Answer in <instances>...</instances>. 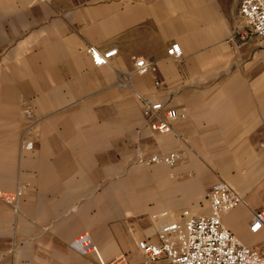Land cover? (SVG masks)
<instances>
[{
  "label": "crops",
  "instance_id": "1",
  "mask_svg": "<svg viewBox=\"0 0 264 264\" xmlns=\"http://www.w3.org/2000/svg\"><path fill=\"white\" fill-rule=\"evenodd\" d=\"M239 3L0 0V189H22L0 198V264H100L71 245L85 233L105 261L143 264L139 241L184 209L208 214L220 181L245 199L224 222L261 244L249 226L264 210V41L231 39ZM89 45L118 53L96 65ZM139 57L152 67L128 77ZM142 96L178 109L172 131L150 126ZM173 150L175 165L139 159Z\"/></svg>",
  "mask_w": 264,
  "mask_h": 264
},
{
  "label": "built area",
  "instance_id": "2",
  "mask_svg": "<svg viewBox=\"0 0 264 264\" xmlns=\"http://www.w3.org/2000/svg\"><path fill=\"white\" fill-rule=\"evenodd\" d=\"M238 8L237 23L231 39L234 40L239 35L242 40L259 37L264 41V0H240ZM87 50L96 65L110 63L113 56L118 53L117 47L101 49L96 45H89ZM167 53L180 58L183 53L180 43L172 42L167 48ZM151 67V62L146 58H135V66L127 76L132 73H146ZM142 98L144 113L154 117L150 126L159 132L172 131V122L180 115L178 109L166 107L161 100H152L147 96ZM26 113L32 117L29 108L26 109ZM35 125L36 122L31 123L30 127ZM22 143L29 149L34 148L35 140L29 136L27 130ZM180 158L181 153L173 150L139 159L148 164L157 162L175 165ZM21 192L22 189H19L13 193L3 191L2 194L0 190V196L15 202ZM207 196L210 201L208 214H193L189 209H184L179 213L180 218L167 220L160 226L157 231L158 241L150 238L139 241L140 248L148 256L143 264L158 259H166L168 264H264V239L259 246H252L235 234L223 220V214L244 202V197L224 181L214 184ZM168 215L169 211L164 210L152 214V217L157 219ZM249 227L252 232L264 230V210L252 211ZM71 245L84 253L93 250L100 264H131L124 254L114 260L105 261L88 233L75 238Z\"/></svg>",
  "mask_w": 264,
  "mask_h": 264
},
{
  "label": "rangeland",
  "instance_id": "3",
  "mask_svg": "<svg viewBox=\"0 0 264 264\" xmlns=\"http://www.w3.org/2000/svg\"><path fill=\"white\" fill-rule=\"evenodd\" d=\"M30 109V108H29ZM31 110V109H30ZM31 113H32V110H31ZM27 116L29 117V118H33V114H32V117H30L28 114H27ZM34 129H35V126H33V127H30V123H28V126H26V128L24 129V133L26 132V130L29 132V133H31L32 131H34ZM1 190V192H2V194H3V189H0ZM0 198H3L2 196H0Z\"/></svg>",
  "mask_w": 264,
  "mask_h": 264
}]
</instances>
